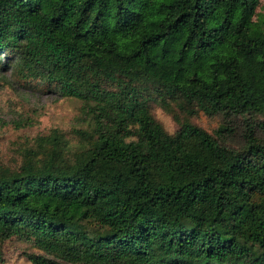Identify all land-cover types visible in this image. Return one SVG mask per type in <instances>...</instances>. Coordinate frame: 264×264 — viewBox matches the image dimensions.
I'll return each instance as SVG.
<instances>
[{
  "label": "trees",
  "instance_id": "obj_1",
  "mask_svg": "<svg viewBox=\"0 0 264 264\" xmlns=\"http://www.w3.org/2000/svg\"><path fill=\"white\" fill-rule=\"evenodd\" d=\"M0 86L80 117L72 139L51 129L0 160V248L19 242L29 264H264V0H0ZM10 108L0 129L37 124Z\"/></svg>",
  "mask_w": 264,
  "mask_h": 264
},
{
  "label": "rangeland",
  "instance_id": "obj_2",
  "mask_svg": "<svg viewBox=\"0 0 264 264\" xmlns=\"http://www.w3.org/2000/svg\"><path fill=\"white\" fill-rule=\"evenodd\" d=\"M14 104L20 110L35 111L37 124L19 131L15 130L10 124L0 129V160L6 163L11 162V159L15 157L16 146L24 139L47 134L55 128L64 132L67 138L72 139L73 135L70 131L80 124L79 104L75 101L64 100L55 94L45 95L35 91L0 86V112L4 121L9 120L8 110L11 109L10 105ZM156 113L168 130H175L176 126L171 119L165 117L160 111ZM195 122L204 129L211 131L216 128L218 119L211 120L205 116H199ZM2 245L0 250L4 258L3 264H29L26 261L22 244L19 242H6Z\"/></svg>",
  "mask_w": 264,
  "mask_h": 264
}]
</instances>
